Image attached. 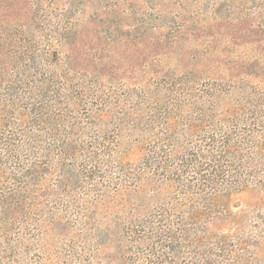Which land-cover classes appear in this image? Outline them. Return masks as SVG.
<instances>
[{"label": "trees", "instance_id": "16d2710c", "mask_svg": "<svg viewBox=\"0 0 264 264\" xmlns=\"http://www.w3.org/2000/svg\"><path fill=\"white\" fill-rule=\"evenodd\" d=\"M264 0H0V264H264Z\"/></svg>", "mask_w": 264, "mask_h": 264}, {"label": "rangeland", "instance_id": "374dc122", "mask_svg": "<svg viewBox=\"0 0 264 264\" xmlns=\"http://www.w3.org/2000/svg\"><path fill=\"white\" fill-rule=\"evenodd\" d=\"M263 252H264V244H263Z\"/></svg>", "mask_w": 264, "mask_h": 264}]
</instances>
